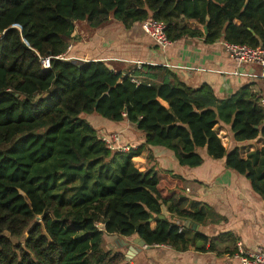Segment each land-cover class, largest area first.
<instances>
[{
	"label": "trees",
	"instance_id": "trees-1",
	"mask_svg": "<svg viewBox=\"0 0 264 264\" xmlns=\"http://www.w3.org/2000/svg\"><path fill=\"white\" fill-rule=\"evenodd\" d=\"M113 19L126 29L163 22L171 41L264 46V0H0V264H130L121 248L103 246L104 234L176 250L206 240L173 219L204 223L206 212L167 195L172 181L153 166L135 167L145 147L150 160L161 146L187 167L200 165L205 149L264 197V111L250 84L219 99L164 66H134L129 76L103 60L55 58L71 57L69 45ZM49 56L46 69L40 57ZM95 116L134 124L143 143L109 149ZM219 122L233 140L259 137L263 146L243 158L223 146Z\"/></svg>",
	"mask_w": 264,
	"mask_h": 264
},
{
	"label": "crops",
	"instance_id": "crops-1",
	"mask_svg": "<svg viewBox=\"0 0 264 264\" xmlns=\"http://www.w3.org/2000/svg\"><path fill=\"white\" fill-rule=\"evenodd\" d=\"M234 24L239 25L240 22L235 20ZM188 26L204 33L203 27ZM71 52H76L81 61L103 60L129 76L137 63L164 66L193 87L208 84L219 99H225L244 84H250L259 100L264 97V77L231 74L237 71L260 75L264 74V69L258 64L238 65L226 53L221 40L206 43L203 37H187L173 41L162 50L140 25L126 29L111 21L89 39L73 43ZM154 81L160 82L161 78ZM90 121L99 135L118 132L122 144L139 147L144 141L132 123H112L97 116ZM214 130L225 148H237L243 158L263 146L259 137L247 141L233 140L230 126L222 122ZM150 150L153 159H148L145 147L132 159L135 167L145 170L153 166L172 181V186L166 187L167 195L185 200L183 208L188 212H206L205 222L189 221L192 226L173 217L174 221L184 225L186 232L201 233L206 240H193L185 250H176L169 245L145 244L139 252L130 255V264H240V251L264 250V197L254 192L244 175L227 168L224 158L208 156L205 149L199 150L202 163L195 167L181 166L174 153L164 147H151ZM162 213L163 217L168 215L165 207H162ZM135 238L137 236L123 240L135 247ZM120 242L115 234L103 235L105 248H121L125 254L127 247H121Z\"/></svg>",
	"mask_w": 264,
	"mask_h": 264
},
{
	"label": "built area",
	"instance_id": "built-area-1",
	"mask_svg": "<svg viewBox=\"0 0 264 264\" xmlns=\"http://www.w3.org/2000/svg\"><path fill=\"white\" fill-rule=\"evenodd\" d=\"M142 31L155 43V45L165 50L170 46L171 41L166 35V26L163 22L148 19L140 24ZM226 53L232 58L238 65L243 64H258L264 69V46L262 47H251L246 44L233 43L228 41H221ZM71 45L68 46V50ZM65 55L55 56L56 59H69L65 58ZM51 57H40L42 66L46 69L50 68ZM72 59V58H70ZM137 67H140V63H137ZM230 73V72H228ZM233 75H240L246 77H264V74L260 75L254 73H243V72H232ZM138 83V80H135ZM259 106L264 111V97L258 101ZM99 138L104 144L111 150L119 152H129L136 149L137 147L130 144H122L120 141V135L118 132H110L108 134H100ZM240 264H264V250L250 253H243L240 251L239 256Z\"/></svg>",
	"mask_w": 264,
	"mask_h": 264
},
{
	"label": "water",
	"instance_id": "water-1",
	"mask_svg": "<svg viewBox=\"0 0 264 264\" xmlns=\"http://www.w3.org/2000/svg\"><path fill=\"white\" fill-rule=\"evenodd\" d=\"M203 31H204V33H206L207 32V28L203 27ZM160 218H163V216L161 215ZM192 225L193 224L188 221L187 226H192ZM133 244L135 245V247L128 245V243L126 241L120 242V246L121 247H127V251L125 253V258H126L127 261L130 260V255L139 252L141 250V248L145 246L144 241L141 240L138 237L133 240Z\"/></svg>",
	"mask_w": 264,
	"mask_h": 264
},
{
	"label": "rangeland",
	"instance_id": "rangeland-1",
	"mask_svg": "<svg viewBox=\"0 0 264 264\" xmlns=\"http://www.w3.org/2000/svg\"><path fill=\"white\" fill-rule=\"evenodd\" d=\"M111 21L116 22L117 24L121 25V23L118 22V21L115 20V19H113V20H111ZM111 21H110V22H111ZM110 22H109V23H110ZM71 45H72V44H71ZM70 50H71V49H70ZM76 54H77L76 52H71V54H70L71 57H69V59L72 58V59H75V60H79V59H78L79 57H78V55H76ZM12 240H13V242H15V243H16V242H19V241H21V242L23 241V239H19V238H13Z\"/></svg>",
	"mask_w": 264,
	"mask_h": 264
}]
</instances>
